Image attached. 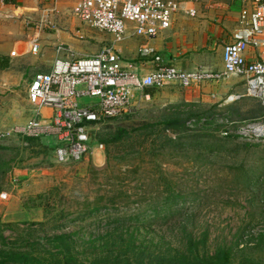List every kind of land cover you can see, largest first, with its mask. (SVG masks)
<instances>
[{"label": "rangeland", "instance_id": "rangeland-1", "mask_svg": "<svg viewBox=\"0 0 264 264\" xmlns=\"http://www.w3.org/2000/svg\"><path fill=\"white\" fill-rule=\"evenodd\" d=\"M74 1L62 0L55 19L68 33L38 30L49 42L39 53L30 48L40 0L0 2V262L16 253L26 256L10 264H176L189 254L215 264L224 248L226 264H264V105L227 100L242 89L236 76L197 92L151 88L129 114L94 124L105 148L79 162H57L48 138L16 134L33 115L30 81L50 68L59 35L74 41L66 57L111 41L88 26L79 37Z\"/></svg>", "mask_w": 264, "mask_h": 264}, {"label": "built area", "instance_id": "built-area-1", "mask_svg": "<svg viewBox=\"0 0 264 264\" xmlns=\"http://www.w3.org/2000/svg\"><path fill=\"white\" fill-rule=\"evenodd\" d=\"M42 1L43 14L31 27L38 28L31 39L33 53L41 51L38 30L46 27L60 31L58 23L51 20V15L60 10V0ZM48 1L50 4L46 6ZM186 1L202 0H77L71 9L73 17L82 25L111 34L113 39L94 54L58 55L49 70L35 72L28 91L33 115L15 129L16 134L48 138L57 162H79L105 148V143L93 138L94 124L105 118L129 114L140 96L150 98L151 94L146 92L148 88H162L170 83L191 87L239 76L245 89L230 94L227 100L253 97L264 105V0H244L233 40L224 48L222 69L184 70L166 64L148 42L141 43L138 52L141 58H150L156 63L151 72L140 74L139 62L124 59L117 42L129 35L147 39L158 35L172 25L174 15ZM64 44L55 45L58 53L66 49ZM251 47L257 50L255 58L248 55ZM11 54L18 52L15 49ZM142 63L141 60V66Z\"/></svg>", "mask_w": 264, "mask_h": 264}, {"label": "crops", "instance_id": "crops-1", "mask_svg": "<svg viewBox=\"0 0 264 264\" xmlns=\"http://www.w3.org/2000/svg\"><path fill=\"white\" fill-rule=\"evenodd\" d=\"M16 1L17 0H15V2ZM76 1L73 2V5ZM15 2L9 1L6 3L14 4ZM61 2L62 0H60L58 3L60 9L59 12L53 13L51 15V20L53 21H55L57 17H59L60 20H63V15H61L62 9L60 6ZM49 4L50 1L45 3L46 6H49ZM43 5V1L40 0V5L34 8V11L39 12L38 21L43 14ZM243 6L244 0H202L199 2L186 1L182 4L179 12L174 15L172 25L168 29L163 30L158 35L149 39L137 35H129L122 41L117 42L116 45L126 61L140 63V74L149 73L156 67V63L153 62L152 59H143L139 56V46L144 42H148L154 46L156 53L163 57V61L166 64L175 65L176 67L184 70H194L199 67H205L211 70H219L224 67V48L229 42L233 40V33L238 26V20ZM56 22L60 27V22ZM86 27L87 26H82L81 22L79 27H76L77 30L75 31L77 33L79 32V37H85L83 30L86 29ZM58 32L68 33L66 31H62L61 27L60 31ZM71 37H69L67 34L66 36L62 37L59 35V37H57L60 38L59 41L54 43L52 42L54 48L58 43L68 44L70 41L74 42ZM112 39L113 36L109 34L108 40ZM41 42L42 41H40V45H42L43 48L47 43H49L48 41ZM106 43L108 42H104V44ZM54 51V59L58 55L66 57L64 56L65 51L61 53H58L56 49ZM248 55L250 58H255V56H257V50L254 47H251L249 49ZM141 60L144 62L142 63V66ZM236 79L243 81L241 77L236 76ZM242 85L241 91L237 92L244 91V81ZM191 87H194L193 91H198L197 87L194 85Z\"/></svg>", "mask_w": 264, "mask_h": 264}, {"label": "trees", "instance_id": "trees-1", "mask_svg": "<svg viewBox=\"0 0 264 264\" xmlns=\"http://www.w3.org/2000/svg\"><path fill=\"white\" fill-rule=\"evenodd\" d=\"M6 2H9V1H12V2H15V0H5ZM6 62H5V58L0 55V66H6ZM147 92H152V89H147L146 90ZM168 124H171L175 121L173 120H166ZM123 132V131H122ZM122 134H118L115 138L116 139H119L121 138ZM27 139L29 140H32V139H37V138H32V137H26ZM57 239H64V236L63 235H59L57 237ZM66 247L68 249V251H70V247L66 244ZM181 253V252H179ZM26 255H20L18 256L16 253H14V255L12 257H9L10 259L7 261H3V262H0V264H10L9 262H14V263H17L20 259V257H25ZM230 256H231V252L229 249H219L217 251V253L213 256V260H214V263L215 264H226L229 260H230ZM175 261H176V264H196L193 259H191V256H189V254L187 255H182V254H179V256H176L174 257ZM68 262V261H67ZM66 262V263H67ZM185 262V263H183ZM175 264V262H174ZM197 264H201L200 261H197Z\"/></svg>", "mask_w": 264, "mask_h": 264}]
</instances>
